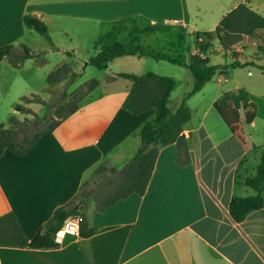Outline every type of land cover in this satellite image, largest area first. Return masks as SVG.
<instances>
[{
  "label": "crops",
  "instance_id": "obj_1",
  "mask_svg": "<svg viewBox=\"0 0 264 264\" xmlns=\"http://www.w3.org/2000/svg\"><path fill=\"white\" fill-rule=\"evenodd\" d=\"M243 2L264 15V0H0V47L26 44L36 53L45 49L37 31L24 23V16L32 15L45 21L50 33L54 26L61 34L83 32L95 47L103 38L104 45L114 43L113 33L143 26L163 35L177 31L183 43L186 37L193 38V46H186L189 56L199 53L202 37L197 33L214 31ZM215 43L224 55L218 39L209 53ZM262 45L263 29L232 45L226 53L233 60L220 64L238 59L243 66L220 71V84L209 104L214 108L227 92L249 91L257 112L246 123L241 109L247 149L230 129L224 131L223 119L212 117L211 124L224 133L216 141L205 119L210 109L205 108L198 124L191 118L184 125L182 146L176 142L157 146L144 194L132 192L105 207L84 201L80 206L86 218L84 234L66 235L55 241V247H32L24 239L31 242L57 208L73 199L78 202L97 170L103 166L120 170L131 163L141 146L143 126L158 113L151 108L135 114L123 107L131 83L115 104L103 93L81 105L28 152L6 149L0 156V264H264V207L241 222L229 211L234 196L256 194L244 181L256 173L264 153V70L258 66L264 65ZM249 46L255 48L253 53H247ZM30 59L21 66L8 57L0 60V95L3 84L14 81L15 97L35 93L21 73Z\"/></svg>",
  "mask_w": 264,
  "mask_h": 264
},
{
  "label": "trees",
  "instance_id": "obj_2",
  "mask_svg": "<svg viewBox=\"0 0 264 264\" xmlns=\"http://www.w3.org/2000/svg\"><path fill=\"white\" fill-rule=\"evenodd\" d=\"M24 23L27 27L37 31L52 47H56L45 21L36 16L25 15ZM261 29L264 30V15L252 9L248 3L243 2L227 13L214 31L197 33L198 38L202 37V41L199 43V53L190 54L189 62H185L181 56L154 52L141 44L138 37H136L137 45L135 47L126 46L118 41L108 45H104L105 42L101 43L102 39L97 42L95 53L89 58L88 62L99 69L107 67L114 59L119 57L148 56L186 66L194 77L192 90L186 94L183 102L178 107L172 108L170 106L171 94L176 88V80L173 77L155 72H147L141 75L132 72L117 73L118 77L128 79L132 83L129 93L123 101V107L135 114L154 108L158 114L154 121L147 122L141 130V146L131 163H129L130 165L128 164V180L124 183L122 192L107 202L104 207L114 204L117 200L128 196L132 192L140 194L146 192L156 163L157 146L173 142L182 146L185 141L184 125L192 118L191 109L186 104L187 99L201 91L205 84L212 80L219 71L243 66L238 59L232 63L212 64L208 52L213 46V41L218 39L227 52L232 50V45L241 40L244 35L254 36ZM20 46L23 49V54L17 52V47L14 44L0 47V60L8 57L13 65L21 66L26 59L35 57V54H37L26 44ZM260 50L264 52L263 45L260 46ZM67 54L72 55L74 53L68 51ZM258 66L264 70V65ZM97 85L98 81L94 80L90 90ZM43 91L51 93L49 100L43 98L39 93H34L24 95L21 102L14 104V110L33 114L34 117L27 116L24 120H21L12 114L9 117L8 127L4 123L0 124V156L6 149H10L17 154L28 152L46 131L54 130L64 119L79 110L81 101L85 96L80 95L78 98H74L65 86L61 88L45 87ZM34 102L43 104L45 108L43 114H39L30 106ZM214 108L232 134L247 149V138L244 122L241 118V109L245 110L246 123H251L257 112V105L251 100L249 91L240 88L237 92H227L215 101ZM53 112L56 113L55 117H52ZM51 117L52 119H50ZM47 122L50 124L46 125ZM90 183L91 181L87 182L86 186H89ZM244 183L255 189L257 193L252 196H234L232 198L229 211L231 216L238 222L243 221L250 212L264 207V153L261 156L256 173L248 176ZM86 186L81 191V198L78 202L73 199L68 204L57 208L54 215L45 223L43 230L31 242L24 239V244L37 248L55 247L57 245L55 242L57 231L61 228L65 219L73 214L81 215L82 233L84 234L86 218L82 215L83 211L80 206L84 204V196L88 195Z\"/></svg>",
  "mask_w": 264,
  "mask_h": 264
},
{
  "label": "rangeland",
  "instance_id": "obj_3",
  "mask_svg": "<svg viewBox=\"0 0 264 264\" xmlns=\"http://www.w3.org/2000/svg\"><path fill=\"white\" fill-rule=\"evenodd\" d=\"M70 25L72 26V22H69V27L73 29ZM58 29L57 26H54L51 30L56 47H52L38 32H34L40 40V43L48 46L42 47L45 49L38 50L35 57L28 60L24 71L22 70L21 72L28 78L30 88L33 90L32 92L41 94L47 100L51 98V93L43 91L45 87L61 88L65 86L69 94L74 98L85 95L81 101L82 106H86L94 100H97L103 93L111 95L113 104H115L122 93L128 89L131 82L128 79L118 77L114 71H127L140 75L147 72H155L173 77L176 80V88L171 95L170 106L172 108L178 107L183 102L186 94L193 88L194 78L189 68L179 64H173L167 60H157L153 57L146 56L140 58L137 56H127L116 58L107 67L99 69L88 62L89 58L95 53V46L94 44L87 43L88 38L82 35L83 32L80 35H77L75 32L73 34L72 31L61 34ZM136 37L139 38L141 44L146 47L150 46V50L154 52L170 53L175 56L180 55L186 61L189 59L186 46H193V38L186 37L183 43L182 40L184 39L180 38L177 31L163 35L154 33L152 30H146L145 26L135 31H122L121 34L113 33L112 42L118 41L124 43L126 46L135 47L137 45ZM106 41L107 38H103L101 43H106ZM218 48L219 46L215 43L214 48L210 53L208 52L212 64H220L233 60L231 54L228 56L229 54L225 52L223 55L222 52L217 51ZM254 50L255 48L253 46H249L247 53H253ZM68 51L74 54L69 55L67 54ZM17 52L23 54V49L20 45L17 46ZM251 70L257 72V69L253 67H251ZM244 72L243 70H239L237 73L244 75ZM219 75L220 71L212 80L206 83L207 86L203 92L194 94L187 99L186 104L192 111L193 117L191 121L193 123L198 124L204 118L205 108H209L210 99L216 95V83L220 84L218 81ZM49 76L50 81L48 80ZM111 76L115 80L111 81ZM94 80L98 81V85L90 90ZM3 85L1 88L2 94L0 95V124L4 123L8 127L9 117L12 114L21 120H24L27 116L34 117L33 114H26L19 111L15 112L13 109L15 103L22 101V97H15L18 84L14 81L11 83L5 82ZM30 106L39 114H43L45 111L41 103L34 102ZM209 109V113L205 116V119L214 139L218 141L224 138V133L221 134V130H219L216 124H211V120L212 117H216L219 121L222 118H220L213 106ZM55 116L56 113L53 112L52 117ZM49 124L47 122L46 125ZM223 125L222 128L224 131L228 132L229 128H227L228 126L224 121ZM129 165L120 170L109 166H103L101 170H97L91 184L86 187L88 195L84 196L83 199L87 205L89 203H96L102 207L121 193L125 185L124 183L128 180ZM250 188L254 194L257 193L255 189Z\"/></svg>",
  "mask_w": 264,
  "mask_h": 264
},
{
  "label": "built area",
  "instance_id": "obj_4",
  "mask_svg": "<svg viewBox=\"0 0 264 264\" xmlns=\"http://www.w3.org/2000/svg\"><path fill=\"white\" fill-rule=\"evenodd\" d=\"M82 234L81 217L80 215H69L61 228L55 235L56 241H62L66 235L73 237H79Z\"/></svg>",
  "mask_w": 264,
  "mask_h": 264
}]
</instances>
